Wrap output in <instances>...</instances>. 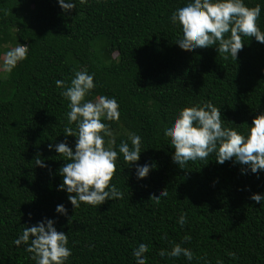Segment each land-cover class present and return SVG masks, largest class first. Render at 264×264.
<instances>
[{
  "label": "trees",
  "instance_id": "1",
  "mask_svg": "<svg viewBox=\"0 0 264 264\" xmlns=\"http://www.w3.org/2000/svg\"><path fill=\"white\" fill-rule=\"evenodd\" d=\"M75 2L76 9L65 14L56 0H0V41L29 46L27 59L0 75V264H35L12 241L22 226L45 217L68 235L67 264H135L132 249L140 241L149 245L145 264H189L183 255H158L185 235L191 240L181 246L194 253L191 264H264V206L250 199L264 193V172L241 175L244 166L217 164L214 154L181 169L162 132L177 109L205 101L221 109L224 126L246 131L264 111V44L243 37L237 61L224 60L214 47L181 49L180 28L169 19L181 0ZM245 3L261 4L257 23L264 31V0ZM83 68L95 74L97 85L85 99L114 96L120 105L114 126L103 121L113 132L111 147L136 133L143 152L137 163L155 167L138 180L135 166L129 168L118 153L110 183L123 199L82 203L74 211L68 194L57 190L65 158L48 144L62 142L66 126L75 128L68 125L69 102L55 81L67 87ZM67 139L74 147L75 137ZM37 155L47 168L35 166ZM165 188L166 198L150 199ZM58 204L67 217L55 212ZM181 213L187 218L183 228L177 223Z\"/></svg>",
  "mask_w": 264,
  "mask_h": 264
},
{
  "label": "clouds",
  "instance_id": "2",
  "mask_svg": "<svg viewBox=\"0 0 264 264\" xmlns=\"http://www.w3.org/2000/svg\"><path fill=\"white\" fill-rule=\"evenodd\" d=\"M85 4L86 0H79ZM63 13L69 14L76 9L75 0H56ZM261 4L249 7L245 0H181V5L170 15V22L178 25L180 36L176 44L184 50L198 48H215L224 60L231 58L237 61L238 53L245 43L243 37H254L264 44V31L258 25L261 16ZM29 46L18 44L6 50L0 56V69L10 74L16 66L27 59ZM95 74L87 68L74 72L70 84L66 87L64 80H56L55 85L63 89L60 93L69 103L66 112L68 125L75 123V128L66 126L59 143H49V151L62 155L65 163L56 173L62 178L57 190L66 192L67 200L73 209L81 204L90 206L102 205L106 201L123 199V192L115 183H110L117 171L118 153L123 160L135 166L138 180L145 179L155 167L154 163H137L143 153L142 137L136 133L128 134V141H121L118 149L110 126L103 121H119L120 105L112 96L99 95L95 101L85 97L96 88ZM221 109L211 101L182 107L176 110L170 121L163 126V135L174 149L171 159L179 168L189 162L203 161L214 154L215 162L223 165L230 161L234 166L239 164L240 174L247 175L264 172V111L252 119L251 126L241 132L234 127L224 126ZM68 137H75L74 147L68 143ZM105 137H109L106 146ZM130 142V143H129ZM35 166L47 168L45 159L40 155L35 157ZM51 175V169L49 168ZM257 178L259 176L257 175ZM168 196L167 188L150 195V199L160 202ZM250 199L264 206V193H253ZM55 212L67 217L68 212L63 204L56 205ZM31 219V214H29ZM177 223L183 228L187 223L186 215L181 213ZM56 221L43 218L32 225L22 226L12 243L32 254L35 264H67L72 255L68 247L69 239L63 231H57ZM191 240L185 235L181 243H172L171 250L161 249V258H179L181 255L189 261L194 259V253L181 244ZM149 245L138 242L132 249L135 264H145ZM230 258L236 259L234 252H229ZM216 264H224L217 259Z\"/></svg>",
  "mask_w": 264,
  "mask_h": 264
},
{
  "label": "rangeland",
  "instance_id": "3",
  "mask_svg": "<svg viewBox=\"0 0 264 264\" xmlns=\"http://www.w3.org/2000/svg\"><path fill=\"white\" fill-rule=\"evenodd\" d=\"M13 46L10 45L9 43H7V41H0V56H2V54L8 50L9 48H12ZM0 63H2V61H0ZM0 75L1 76H6V73H4L2 71V69H0ZM110 126H114V123L112 121H110Z\"/></svg>",
  "mask_w": 264,
  "mask_h": 264
}]
</instances>
